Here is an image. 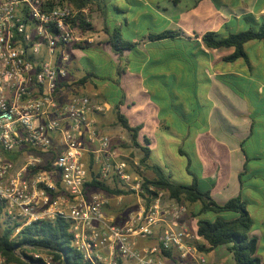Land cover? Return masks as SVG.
I'll return each instance as SVG.
<instances>
[{
	"label": "built area",
	"instance_id": "2783aa9c",
	"mask_svg": "<svg viewBox=\"0 0 264 264\" xmlns=\"http://www.w3.org/2000/svg\"><path fill=\"white\" fill-rule=\"evenodd\" d=\"M82 22L90 23V7L68 0H0V222L15 238L34 221L60 217L88 264H208L183 222L186 205L145 188L138 159L120 157L98 127L105 106L85 94L62 98ZM91 177L122 193L87 186ZM123 199L118 218L112 204ZM23 248L30 264H58Z\"/></svg>",
	"mask_w": 264,
	"mask_h": 264
},
{
	"label": "crops",
	"instance_id": "0c3cea01",
	"mask_svg": "<svg viewBox=\"0 0 264 264\" xmlns=\"http://www.w3.org/2000/svg\"><path fill=\"white\" fill-rule=\"evenodd\" d=\"M89 7L90 23L80 28V46L73 48H91L110 54L112 59L126 60L127 64L119 70L121 95L114 101L106 100L96 86L88 83L94 74L87 73V79L81 82L84 76L75 77L73 68L77 65L68 61L62 98L85 94L93 102L103 104L105 111L118 104L130 125L139 127V141L143 137L149 139L151 154L153 137L144 131L142 117L144 108L151 105L143 85V60H152L159 69L154 73L159 75L173 73L174 65L198 66L200 73L193 74L197 70L194 68H189L188 73L200 83L202 99L193 84V96L188 97L193 100L187 103L186 113H190L189 104L196 103L202 115L187 119L193 124L180 134L190 149H178L186 155L189 167L196 166L195 170H187L191 177L186 184L195 181L199 190L209 191L219 204L240 195L252 218L250 235L257 240L256 255L264 260V39L244 44L248 61H226L223 58L232 53L233 47L209 48L201 41L208 31L226 36L264 23V0H97ZM114 30L125 41L134 42L133 47L115 52L108 42ZM163 31H170L171 35L149 38ZM73 60L80 58L74 56ZM130 61L136 69H131ZM179 72L183 73L179 69L176 77ZM78 85L81 91L73 89ZM90 88L95 91L89 93ZM135 97L139 98L136 105L132 101ZM135 115L136 121L132 119ZM155 119L153 129L163 126L162 121ZM186 215L182 217L185 224ZM191 218L194 230L197 218ZM198 241L207 245L202 238ZM204 255L208 264H234L226 245Z\"/></svg>",
	"mask_w": 264,
	"mask_h": 264
},
{
	"label": "trees",
	"instance_id": "16d2710c",
	"mask_svg": "<svg viewBox=\"0 0 264 264\" xmlns=\"http://www.w3.org/2000/svg\"><path fill=\"white\" fill-rule=\"evenodd\" d=\"M68 1L76 8H83L91 6L97 0ZM80 27L84 29L87 26L82 22ZM169 35H171L170 31H163L150 35L149 38L160 39ZM261 39H264V23L257 27L229 33L226 36H221L214 31L205 32L201 36V41L209 48L233 47L232 53L223 58L226 61H233L238 58L248 61L244 44L250 40ZM108 42L117 53L134 45V42L125 41L118 30H114ZM75 45L80 46L79 44ZM86 79L87 76L82 77L81 82ZM113 111L117 123L129 133L131 144L141 151V156L138 159L139 164L144 170H149L152 173L151 177L144 178V187L154 185L166 190L170 197L186 206H193L194 210L190 211V215L197 218L194 224L196 238H202L207 244L204 245L196 240L199 251L206 253L218 246L226 245L234 264H264V260L256 255L257 240L250 235L252 218L242 197L237 195L219 204L212 199L209 191L199 190L195 181L186 184L173 180L165 169L149 162L150 141L146 137L139 141V127L130 125L127 117L120 111L118 104H115ZM8 157L14 160L13 156L9 155ZM86 185L101 188L112 194L122 193V190L112 188L93 177ZM126 210L124 206L113 208L118 218H121ZM209 212L215 214L213 219L202 217L203 214ZM225 213H232V216L225 217ZM12 232L13 227L3 226L0 222V252L4 258V264H30V257L25 253L24 245L29 246L32 250H42L51 254L58 264H88L83 261L81 254L72 246L68 223L60 217L51 221H34L23 227L15 238H11ZM16 247H20V254L16 252ZM164 253L173 259L172 253L169 251ZM21 255L25 259H22ZM173 262L179 264L175 259Z\"/></svg>",
	"mask_w": 264,
	"mask_h": 264
},
{
	"label": "rangeland",
	"instance_id": "374dc122",
	"mask_svg": "<svg viewBox=\"0 0 264 264\" xmlns=\"http://www.w3.org/2000/svg\"><path fill=\"white\" fill-rule=\"evenodd\" d=\"M74 56H78L80 60H73ZM110 57L111 55L108 53L91 48L72 47L69 49V62L70 64L75 63L77 65V67L73 68L75 77H81L87 73L94 74V76H90L88 80L89 85L96 86L106 100L109 99L110 101H114L115 98L117 99L121 95V90L118 88V82H120L119 76L121 73L119 70L127 64V61L120 60L121 57L114 59ZM133 61H130V67L131 69H136L137 66ZM143 61V85L148 90L149 101L151 102L149 107L144 108L142 114L144 118V131L149 135L151 134L153 137L149 162L164 168L171 175L173 180L186 183L191 177L187 170H195L196 166L190 165L189 167L186 155L181 154L178 149L181 148L184 151L190 149L187 140L182 138L180 134L188 124H193L188 123L187 119H191L196 115H202V109L198 107L196 103L193 105L189 104L190 113H186L187 103L193 100V98H188L189 96H193L190 93L192 92L193 84L195 88H197L199 100L202 99L200 95V91L202 90L200 83H196V77H191V74L188 73L189 68L197 69L193 71V74L200 73L199 67L188 64L174 65L172 66L173 73L169 72L168 75H159L154 73V71L158 72L159 69L155 67V63H153L152 60ZM163 66L165 65H158L157 67L161 68ZM166 67H170V65H166ZM179 69H181L183 73L179 72L178 74L180 76L176 77ZM73 89L81 91L82 87L78 85L73 87ZM175 90H177L176 94ZM87 91L92 93L95 90L90 88V90ZM132 101L136 105V103L139 102V98L135 97ZM155 118L162 121L163 126L153 129V127H155ZM95 119L101 131L110 136V144L119 152L120 157L128 158L129 160L139 159L141 151L131 144L129 133L117 123L112 109L104 111L101 115H95ZM132 119L136 121V115L133 116ZM144 173L147 177L152 176L150 171H144ZM123 200L124 201H122L119 206H124L126 208V199ZM112 206L113 208L114 206L117 207L114 203ZM186 207V226L191 229L193 225L191 224L192 216L190 215V211L194 210V208L193 206ZM108 210L111 212L112 209L108 208ZM225 214H227L225 217H231V213ZM202 217L213 219L215 214L209 212L203 214Z\"/></svg>",
	"mask_w": 264,
	"mask_h": 264
}]
</instances>
